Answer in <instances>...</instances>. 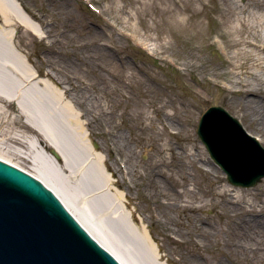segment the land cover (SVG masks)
I'll use <instances>...</instances> for the list:
<instances>
[{"label":"rangeland","instance_id":"rangeland-1","mask_svg":"<svg viewBox=\"0 0 264 264\" xmlns=\"http://www.w3.org/2000/svg\"><path fill=\"white\" fill-rule=\"evenodd\" d=\"M12 1L3 0L13 23L8 37L0 33V60L24 76L0 73V93L17 97L0 95V157L48 177L50 146L27 129V117L51 129L76 152L68 162L78 174L48 178L77 192L75 212L127 264H264V250L232 249L233 221L264 216V177L231 184L196 133L202 111L222 105L264 147V0ZM21 12L45 35L24 27ZM96 49L111 57L106 70L97 68ZM49 64L68 71L70 92L95 96L105 112L87 130L88 145L38 83L49 82L42 75ZM26 70L40 76L29 82ZM84 111L95 119L99 110ZM14 136L38 147L19 146Z\"/></svg>","mask_w":264,"mask_h":264},{"label":"water","instance_id":"water-1","mask_svg":"<svg viewBox=\"0 0 264 264\" xmlns=\"http://www.w3.org/2000/svg\"><path fill=\"white\" fill-rule=\"evenodd\" d=\"M196 132L230 183L252 186L264 177V147L223 106L207 107ZM17 167L0 160V264H121L50 188Z\"/></svg>","mask_w":264,"mask_h":264},{"label":"bare ground","instance_id":"bare-ground-1","mask_svg":"<svg viewBox=\"0 0 264 264\" xmlns=\"http://www.w3.org/2000/svg\"><path fill=\"white\" fill-rule=\"evenodd\" d=\"M5 1V0H4ZM8 4H12V5H16L14 4V2L12 0H7ZM16 3V2H15ZM3 0H0V33L4 35V37H8L10 31L5 30L4 28L9 29V27L12 26V21L10 20V16L8 15L9 13L6 12L5 10H3ZM22 14V12H21ZM27 15V16H26ZM19 22L24 25V27H26L27 29H30L31 31H33L35 34H38L40 36L45 35L44 32L40 31L38 28H36L34 26V24L32 23V21L29 19L28 14H22L19 17ZM120 22H124L123 20H120ZM4 29V30H3ZM115 29H117L115 27ZM119 32H121L119 29H117ZM123 33V32H121ZM250 44H253L252 41H249ZM3 49H6V46H3ZM99 47V46H97ZM1 48V49H2ZM261 50H264V46L260 47ZM100 52V53H99ZM95 53H99V56L101 58H103L102 60V65H97V68L100 70H106V63L104 62L106 59H110L111 57L108 55V53H104L103 51L96 49ZM95 61V60H94ZM112 61V59H111ZM114 66V64H113ZM78 67V66H77ZM76 66H74L75 69H77ZM49 68L50 70L48 71H44L42 72L43 76H46V78L50 79L49 82H41L39 81L38 83H40L45 89L47 88L50 92L51 95V99L54 101V103L62 108V114L64 115L65 119L73 126L72 128L76 130V132L78 133V137L81 139L82 142H85L87 145L90 143L88 141L89 139V135L87 133V130H90L93 128L94 125H101V118L102 115L105 114L104 110L102 109L101 104L98 101V98H96L95 96L92 97L91 95L87 96L88 98H85V96L82 94H79L78 92L72 93L70 92V81L68 79L69 75H68V71H65L64 69H58L55 66L52 67L49 64ZM57 70H55V69ZM115 71H118V65H115ZM27 71V76L24 77L25 80L29 81V82H33V80L40 76L39 73L34 74L29 70ZM0 73L1 74H5L7 75V78H16L19 77L21 78L22 76H24L23 72L21 71L20 68L15 67L14 65H12L10 62H8L6 59H2L0 60ZM25 73V72H24ZM25 74V75H26ZM121 75H117L116 74V78H120ZM23 78V77H22ZM241 92L243 93H251L252 90L244 87L240 89ZM257 92V90H256ZM253 93H255V91H253ZM0 95H2L3 97H5L8 100H16L17 97L15 96V94H2L0 93ZM84 101H86V106ZM75 105H79L78 107ZM81 105H84L85 107H81ZM96 105V107L98 108V114L97 116H95V119H88L85 116V111L84 109L87 108L88 106H94ZM28 122V127L27 129H29V127L34 128L38 133H40V135L45 139L46 143L49 146L54 147L57 152L59 153L58 157H55V155H53L52 153H49L50 157L47 156V158L43 161L44 163V168L46 170H48L50 173V177H56L58 179L61 180H65V174H78L77 169H74L70 163L68 162V156L69 155H74L76 152L71 148L67 149L69 151H67L64 146L63 143L60 141V139L55 138L54 133L52 132L51 129H48V131L44 128L41 127V125H39L37 123V121L32 120L31 118L27 117ZM116 140L119 142V140L122 142H120V144L117 142L118 145V149L120 147V149L123 147L124 148V144L125 142H123V138H121V136L119 135L118 137H115ZM10 140L12 142H14L15 144L22 146V147H29L32 146L34 147H38L36 143H34L32 141V139H24L21 138L19 136H14V137H10ZM40 144V143H39ZM121 145V146H119ZM115 146V145H114ZM126 146V145H125ZM122 148V149H123ZM127 148V147H126ZM91 150V156H93L95 159L97 160H103L101 157V154L97 151V149L90 148ZM89 150V151H90ZM124 150V149H123ZM125 151V150H124ZM18 156L20 157H24L22 154L17 153ZM0 160L4 161L5 163H10V164H14V165H18L17 169L21 170L23 173L27 174L28 176L40 181L44 186L50 188L51 192L55 195L59 197V201L61 202L62 205L65 206V209L69 212L72 213L75 218L78 220V222L81 224V226L83 227L84 230H88L90 231V237L93 240H96L97 244L99 246H101L104 250L110 252L113 254V257L115 260L121 262V264H127L124 259L118 255L113 249H111L109 246H107L105 243H103V241H101L98 237H96L93 234V231L86 225V223L78 216V214L75 212V210L73 209V202L74 200H76V195L77 198L79 197L77 192L75 191H71L70 194H67L61 187V185L58 183H54L52 182V178H48L45 177L43 175L38 174L37 172L30 170V169H25L22 166H20L19 164H16L15 162H12L11 160H7L4 158L0 157ZM59 162V163H58ZM102 175L106 176L105 172L101 173ZM107 181H109V183L111 185L114 184V181L112 178H108ZM151 182H153V184H156V181L152 178L150 180ZM116 191V190H115ZM238 192H240L239 189H237ZM237 192V193H238ZM156 195L158 196H163V192L161 190H156L155 191ZM69 196V197H68ZM233 197V195L231 196ZM84 198V197H82ZM83 200V199H82ZM169 203V202H167ZM166 201H162V204L165 205L167 204ZM232 205L234 206L233 211L236 212V203L231 202ZM259 215V216H257ZM82 217L86 220L85 216L82 215ZM233 245H232V249L235 252H241V253H248V252H262V250H264V216L262 214H258V213H253L251 215L250 218H239L237 221H233ZM142 232V231H141ZM143 235L145 234V230L144 232H142ZM150 245V250L151 253L154 254V250L152 248V245L149 243ZM156 254V253H155ZM190 264H195L193 260H191ZM220 264V263H219Z\"/></svg>","mask_w":264,"mask_h":264}]
</instances>
